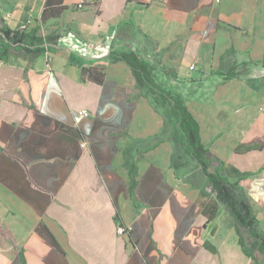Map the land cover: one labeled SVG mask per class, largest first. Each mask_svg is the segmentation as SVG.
Wrapping results in <instances>:
<instances>
[{
  "label": "crops",
  "instance_id": "0c3cea01",
  "mask_svg": "<svg viewBox=\"0 0 264 264\" xmlns=\"http://www.w3.org/2000/svg\"><path fill=\"white\" fill-rule=\"evenodd\" d=\"M45 1L0 0V12L11 28L32 31ZM79 1L64 0L68 9L38 34L67 24L106 53L57 45L0 59V224L15 237L0 235V264H22L16 247L26 264H257L204 176L182 182L164 113L131 67L107 54L137 49L156 80L179 85L172 90L203 143L241 179L264 230V63H252L264 59V0H87L76 10ZM242 62L251 64L238 78L197 79ZM91 66L104 71L102 83L84 73ZM41 222L61 249L39 233Z\"/></svg>",
  "mask_w": 264,
  "mask_h": 264
},
{
  "label": "trees",
  "instance_id": "16d2710c",
  "mask_svg": "<svg viewBox=\"0 0 264 264\" xmlns=\"http://www.w3.org/2000/svg\"><path fill=\"white\" fill-rule=\"evenodd\" d=\"M68 9L64 0H46L40 23H46L57 18ZM32 31L11 28L0 12V59L7 60L12 54L28 57L42 53L50 54L57 48V35H39L40 25ZM109 62L125 61L132 69L137 86L145 95L153 97L155 105L164 113L167 127L171 130L175 147L181 148L193 160L204 176L203 188L217 196L223 208L235 218V227L239 235V243L244 253L257 264H264V230L261 229L257 213L241 185V179L231 180L226 173L225 164L201 137L200 123L188 108L185 98L163 84L157 82L155 67L137 50L130 48L119 51L111 48L107 54ZM254 64L264 63V59L252 61ZM251 63L240 64L221 63L219 68L213 69L212 74L222 75L226 80L240 77ZM166 74L171 71L163 67ZM91 81L102 83L105 73L98 67H85L83 69ZM132 187L136 184L137 170L130 167ZM135 200L134 193H132ZM41 235L46 237L57 248L61 249L58 241L42 222L37 227ZM0 235L15 241L11 230L0 224ZM14 253L21 258V263L26 264L23 249L15 248Z\"/></svg>",
  "mask_w": 264,
  "mask_h": 264
},
{
  "label": "rangeland",
  "instance_id": "374dc122",
  "mask_svg": "<svg viewBox=\"0 0 264 264\" xmlns=\"http://www.w3.org/2000/svg\"><path fill=\"white\" fill-rule=\"evenodd\" d=\"M85 9V8H83ZM76 9V10H83ZM55 35H57V45H63L71 47L73 50L79 52L84 57L92 56L96 54L97 50L101 51L102 54L106 53L108 50V46L104 43L99 46H91L86 40H84L79 32L69 25L63 24L61 28L56 31ZM211 70L207 69L205 71L200 72V76L197 77L198 80H205L212 75ZM157 82L164 83L163 79L160 75L157 76ZM165 84L169 89H179V85H174L172 82H166ZM177 168H178V176L182 179V182L187 185H196L201 183L203 180V174L198 165L191 160L181 148H177Z\"/></svg>",
  "mask_w": 264,
  "mask_h": 264
},
{
  "label": "built area",
  "instance_id": "2783aa9c",
  "mask_svg": "<svg viewBox=\"0 0 264 264\" xmlns=\"http://www.w3.org/2000/svg\"><path fill=\"white\" fill-rule=\"evenodd\" d=\"M93 2H98V1H100V0H92ZM88 1L87 0H81V1H79L77 4H76V6H75V8L76 9H83V8H86L87 6H88ZM8 16H10V14H8ZM26 28H27V25H21L20 27H19V29H21V30H26ZM46 54H48L47 52H46ZM191 69H194V65H191V67H190ZM84 114L85 115H89V112H87V111H84ZM129 231V228L128 227H126L123 223H121L120 221L118 222V224H117V233L119 234V235H124V234H126L127 232Z\"/></svg>",
  "mask_w": 264,
  "mask_h": 264
}]
</instances>
